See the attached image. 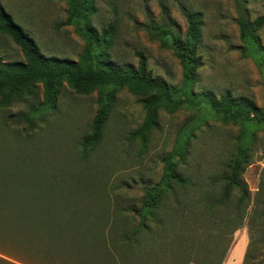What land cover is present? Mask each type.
<instances>
[{
	"label": "rangeland",
	"instance_id": "1",
	"mask_svg": "<svg viewBox=\"0 0 264 264\" xmlns=\"http://www.w3.org/2000/svg\"><path fill=\"white\" fill-rule=\"evenodd\" d=\"M0 3L41 55L78 60L84 42L66 25L67 1ZM188 13L201 16L198 54L203 66L197 71L194 92L216 100L229 92L234 99L252 103L253 114L264 113V26L256 34L259 50L253 53L242 49L238 26L241 18L251 23L264 16V0H93L88 19L91 28L114 33L111 58L118 66L136 67L137 55L142 54L152 76L177 89L181 67L153 29L166 27L183 38ZM0 59L25 62L20 48L4 34H0ZM43 92L42 85H37L22 101L0 107V178L24 185L26 192L59 196L67 209L75 205L109 217L139 209L145 188L157 184L164 174L163 160L176 155L172 159L176 171L190 183L174 190L175 197L169 195L167 204L174 206L180 200L185 212L181 225L189 230L185 244L195 251L205 243L212 246L207 236L217 230L201 212L204 202H195L202 194L207 199L221 197L225 183L219 178L229 171L238 139L244 135L250 161L243 174L249 193L245 227L237 230L233 221L220 241L230 242L227 254L234 245L244 243L242 264L250 248L246 264L264 262V126L225 121L205 106L183 107L172 114L160 110L158 127L143 144L132 141L130 134L143 123L144 111L137 97L121 89L113 91L98 141L84 148L82 142L91 133L99 107L98 91L78 95L63 84L52 108L43 106ZM237 197L236 188L230 196L232 206ZM67 209L66 217L71 213ZM256 215L260 220L249 223ZM253 226L255 230L250 231Z\"/></svg>",
	"mask_w": 264,
	"mask_h": 264
},
{
	"label": "trees",
	"instance_id": "2",
	"mask_svg": "<svg viewBox=\"0 0 264 264\" xmlns=\"http://www.w3.org/2000/svg\"><path fill=\"white\" fill-rule=\"evenodd\" d=\"M64 1L69 6L66 25L73 27L84 42L82 54L76 61L41 55L29 35L14 23L0 3V34L8 36L25 58V62L0 59L1 108L22 101L37 85L43 87L46 108L53 107L63 84L78 95L98 91L99 107L91 133L82 142L84 148L98 141L114 99L113 91L121 89L137 97L144 111L143 123L130 134L132 141L139 140L143 144L158 127L160 110L172 114L183 107L205 106L225 121L264 126V113L253 114L255 107L246 100L234 99L229 92L218 100L206 93L194 92L197 71L203 66L198 54L199 14H186L187 31L183 38L166 27L153 29L181 67V86L175 89L152 76L142 54L137 55L136 67H120L112 61L114 33L110 29L97 31L90 26L88 18L93 13V0ZM238 26L242 49L252 53L259 50L256 34L264 26V16L251 23L241 18ZM174 157L176 155H170L163 160L164 174L157 184L145 188L139 209L116 212L109 217L81 211L73 207L75 205L68 206L69 210L62 207L63 198L59 196L52 198L26 192L22 189L24 185L0 178V264H15L13 261L39 264L40 259L46 264H223L230 242L222 243L220 238L226 235L233 221L237 230L245 227L246 222L249 193L243 174L250 161L245 136L238 139L237 154L228 165L229 171L219 178L225 183L221 197L211 195L207 199L202 194L195 202H204L200 211L217 227L207 236L212 246L205 243L195 251L185 244L189 230L181 225L185 212L180 200H175L174 206L167 204L174 190L185 189L190 183L177 173ZM15 186L20 187L19 192L15 191ZM236 188L237 202L232 206L230 196ZM66 209L71 212L67 217ZM258 220L260 216L256 215L249 223ZM47 221L51 226H47ZM65 228L70 232L64 234Z\"/></svg>",
	"mask_w": 264,
	"mask_h": 264
},
{
	"label": "crops",
	"instance_id": "3",
	"mask_svg": "<svg viewBox=\"0 0 264 264\" xmlns=\"http://www.w3.org/2000/svg\"><path fill=\"white\" fill-rule=\"evenodd\" d=\"M235 247L229 251L227 254L226 259L224 260L223 264H242L243 262V250H244V243L243 245H234Z\"/></svg>",
	"mask_w": 264,
	"mask_h": 264
}]
</instances>
